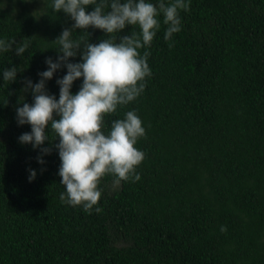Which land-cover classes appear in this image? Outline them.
<instances>
[{"label": "trees", "instance_id": "obj_1", "mask_svg": "<svg viewBox=\"0 0 264 264\" xmlns=\"http://www.w3.org/2000/svg\"><path fill=\"white\" fill-rule=\"evenodd\" d=\"M186 2L181 30L166 41L161 14L150 46L138 50L150 53L142 93L104 117L105 134L128 111L141 119L140 179L114 186L105 175L89 214L60 199L58 150L38 163L40 148L18 141L31 126L16 119L17 107L33 103L25 79L39 82L46 58L56 61L54 40L74 21L53 0H0V39L29 42L22 56L0 52V264H264V0ZM139 32L89 27L71 39L118 43ZM69 61L81 62L80 54ZM13 66L9 84L2 73ZM66 73L46 81L49 95L59 98L56 81ZM29 169L37 173L31 182Z\"/></svg>", "mask_w": 264, "mask_h": 264}, {"label": "clouds", "instance_id": "obj_2", "mask_svg": "<svg viewBox=\"0 0 264 264\" xmlns=\"http://www.w3.org/2000/svg\"><path fill=\"white\" fill-rule=\"evenodd\" d=\"M92 5V11H86ZM52 9L63 13L74 23L65 27L54 40L59 47L54 62L47 57L45 71L38 73L39 82L33 84L25 79L23 92L31 91L33 103H23L16 108L18 125L28 124L30 132L18 137L21 144H31L40 148L37 161L45 163L43 155L50 154L52 148L58 150L60 166L59 181L65 186L61 193L62 202L71 206H82L91 214L98 204L101 179L108 174L115 177L114 186L121 181H138L140 176L136 167L143 161L144 153L135 147L137 140L145 135L142 121L134 111H128L123 119L112 121L108 134L103 132L104 117L115 113L118 106L135 100L144 90L142 81L151 75L147 63L149 52L143 55L138 51L150 46L161 24L158 16L163 14L167 25L164 39L170 40L181 30L179 10L188 11L186 0H172L166 4L159 0L158 5L146 0H53ZM106 8H110L105 12ZM127 26H139V34L124 35L119 42L115 38L104 39L99 43L71 39L72 30L100 29L106 35L123 31ZM14 45H16L14 47ZM29 42L17 44L16 40L0 39V52L15 51L22 56ZM172 47V44H169ZM81 56V62H70V57ZM66 67L67 73L57 79L59 98L49 95L46 81L54 73ZM16 68L10 67L3 74V81L11 84L17 79ZM82 79L79 90L73 94V82ZM58 117V118H54ZM55 134L50 139L48 132ZM58 138L59 142L55 143ZM45 141L51 146L40 147ZM29 181L35 179L36 171L29 169ZM97 213L100 207H95ZM221 231H226L221 226Z\"/></svg>", "mask_w": 264, "mask_h": 264}]
</instances>
